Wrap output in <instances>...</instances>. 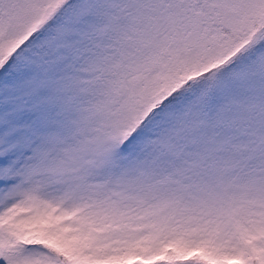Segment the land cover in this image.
Instances as JSON below:
<instances>
[{
    "label": "snow or ice",
    "instance_id": "6c2138e0",
    "mask_svg": "<svg viewBox=\"0 0 264 264\" xmlns=\"http://www.w3.org/2000/svg\"><path fill=\"white\" fill-rule=\"evenodd\" d=\"M0 264H264V0H0Z\"/></svg>",
    "mask_w": 264,
    "mask_h": 264
}]
</instances>
